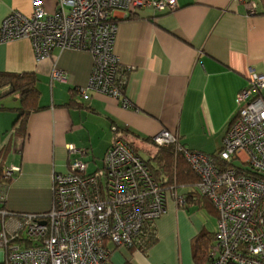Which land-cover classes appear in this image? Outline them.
Returning <instances> with one entry per match:
<instances>
[{"label":"crops","instance_id":"0c3cea01","mask_svg":"<svg viewBox=\"0 0 264 264\" xmlns=\"http://www.w3.org/2000/svg\"><path fill=\"white\" fill-rule=\"evenodd\" d=\"M56 0L43 2L47 10ZM255 3L253 14L247 13ZM172 11L152 7L125 16L115 11L113 51L127 71L120 98L89 91L83 99L77 87L87 85L92 56L85 50L53 48L37 60L31 43L21 37L0 41V73H34L38 110L31 111L24 131L14 129V95L0 100V147L6 149L5 165L20 171L5 187V208L13 213H43L52 205V175L66 173L70 155L66 146L86 148L90 169L100 164L115 135L122 139L163 177L166 212L155 222L156 242L145 252L120 248L112 264H194L191 239L203 228L180 232L189 207H208L194 186L166 184L167 176L153 159L154 152L140 153L137 142L165 129L186 148L215 153L221 148L230 121L236 114V93L247 86L249 71L264 74V0H176ZM30 14L31 0H0V23L12 11ZM53 70L66 74L54 79ZM264 98V90L262 92ZM152 143V142H151ZM94 159V161H92ZM184 198L179 208L173 195ZM202 198V197H201Z\"/></svg>","mask_w":264,"mask_h":264},{"label":"built area","instance_id":"2783aa9c","mask_svg":"<svg viewBox=\"0 0 264 264\" xmlns=\"http://www.w3.org/2000/svg\"><path fill=\"white\" fill-rule=\"evenodd\" d=\"M45 0H31L32 11L10 12L0 23V41L27 38L41 60L53 48L85 50L92 56L87 85L77 87L83 99L89 91L130 102L123 96L125 68L114 54L117 28L114 12L125 16L141 7L172 11L176 0H56L47 11ZM249 3L247 13L255 12ZM52 77L66 74L53 70ZM264 74L250 70L248 84L235 96L237 111L223 143L206 154L181 145L162 129L151 137L161 147L174 144L198 177L193 189L217 212L215 238L202 264H264ZM115 127L112 128L114 130ZM68 171L52 175V205L43 213L20 219L7 212L0 223V264H112L114 248L143 253L156 234L155 222L166 212V188L157 173L122 138L114 137L100 164L90 169L86 148L66 146ZM94 161V159H92ZM20 171L4 168V178ZM6 183L0 184V203ZM173 195L179 207L184 198Z\"/></svg>","mask_w":264,"mask_h":264},{"label":"trees","instance_id":"16d2710c","mask_svg":"<svg viewBox=\"0 0 264 264\" xmlns=\"http://www.w3.org/2000/svg\"><path fill=\"white\" fill-rule=\"evenodd\" d=\"M122 73H127V71L124 70ZM8 95H14V98L19 103V105L15 108L16 117L14 120V129H22V131H24L25 121L28 114L33 110H38L39 108L37 104L39 91L37 88L36 75L34 73L1 72L0 100ZM3 108L4 107L2 106V104H0V109ZM113 131L115 132V135H117L119 138H122V136L120 135L121 132L117 126H115V129ZM6 153V149L4 147H0V184L6 183L8 185V183L12 179L4 178ZM153 159L161 167L162 172H164V174L167 176L166 184H182L186 186H194L198 180V177L184 159L183 153L178 151L174 144L158 147V151L154 155ZM156 175H158V173H156ZM201 197H197L193 201L196 204H199L200 200L203 202L209 201L205 197ZM210 204L212 205L211 202ZM2 212H7L9 215H14L18 219H20L23 215L29 214L13 213L11 211H8L5 208L4 202L0 203V219L8 217L7 214L2 216ZM213 238H215V233H212V235H210L209 232H200L191 239V245H193L192 258L195 262L199 263L202 259H204V255L206 254V247L204 248L200 246L199 243L204 239L210 241ZM155 242L156 234L152 235L150 239H148V241L146 242V250L143 253H145Z\"/></svg>","mask_w":264,"mask_h":264},{"label":"rangeland","instance_id":"374dc122","mask_svg":"<svg viewBox=\"0 0 264 264\" xmlns=\"http://www.w3.org/2000/svg\"><path fill=\"white\" fill-rule=\"evenodd\" d=\"M45 1H47V0H45ZM54 8L55 7H53V9H51V10H47L46 8L45 9L47 11H53ZM136 145L138 146V149L140 150L139 152L142 154H144L146 150H149V151H146V154H148L149 152L154 153L158 149L157 146H155L153 143L148 142V141H140V142H137ZM146 154H144V155L146 156ZM179 208H181V207H179ZM185 208L188 209V207H185ZM185 208H181V209L186 210ZM187 213H188L187 219H185V221H183V223L179 224L180 232H182L183 230H185L187 228L190 231L194 230L195 227L203 228V225H205V229L203 231L204 233L209 232V234L212 235V233L216 232L217 217H216V213L212 209H210L208 207H196V209L194 210V208L190 209V207H189V211ZM5 220L6 221L9 220V218L6 217ZM1 221L2 220L0 219V223H1ZM213 240H214V238L210 241L207 239L206 240L204 239L199 244H200V246H202L204 248L206 247L205 250L207 251L208 246L213 242ZM192 247H193V245H191V243H190V259H191V256H193ZM120 248H125V247H123V246L117 247L111 256L113 257V255L118 253V250ZM204 256H206V254ZM204 259H205V257H204ZM204 259H202L199 263L195 262L193 258L191 259V261H193L194 264H202L204 262Z\"/></svg>","mask_w":264,"mask_h":264}]
</instances>
